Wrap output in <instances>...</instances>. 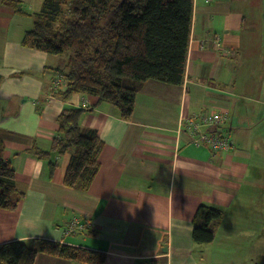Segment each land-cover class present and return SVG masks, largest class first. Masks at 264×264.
I'll return each mask as SVG.
<instances>
[{
  "label": "crops",
  "instance_id": "crops-1",
  "mask_svg": "<svg viewBox=\"0 0 264 264\" xmlns=\"http://www.w3.org/2000/svg\"><path fill=\"white\" fill-rule=\"evenodd\" d=\"M42 3L0 0V135L24 194L15 210L0 209V244L50 240L102 252L104 264H264V135L257 117L239 115L241 100L264 104V81L249 76L264 71V0H193L181 87L145 83L128 122L95 97L52 94L53 69L66 59L21 45ZM84 102L80 127L103 148L80 191L63 185L69 154L43 160L31 150L51 152L58 115ZM205 113L228 118L220 128L228 152L213 155L180 126L182 116ZM202 205L222 220L213 241L197 245ZM72 220L82 230L67 232ZM34 264L79 263L39 254Z\"/></svg>",
  "mask_w": 264,
  "mask_h": 264
},
{
  "label": "trees",
  "instance_id": "trees-1",
  "mask_svg": "<svg viewBox=\"0 0 264 264\" xmlns=\"http://www.w3.org/2000/svg\"><path fill=\"white\" fill-rule=\"evenodd\" d=\"M192 12L193 0H43L21 45L49 56L69 54L63 67L53 69L64 80L53 95L64 100L74 94L95 97L128 122L145 83L181 87ZM83 104L60 112L51 152L37 147L31 152L43 160L51 153L69 154L63 185L87 191L99 170L103 142L94 130L80 127L88 108ZM4 150L0 135V209L9 211L18 207L24 194L16 187ZM55 165L49 163L51 174ZM221 220L219 209L200 206L193 220V242L210 244ZM39 254L79 264L105 261L102 252L44 239L0 244V264H34Z\"/></svg>",
  "mask_w": 264,
  "mask_h": 264
},
{
  "label": "built area",
  "instance_id": "built-area-1",
  "mask_svg": "<svg viewBox=\"0 0 264 264\" xmlns=\"http://www.w3.org/2000/svg\"><path fill=\"white\" fill-rule=\"evenodd\" d=\"M85 104H83L84 106ZM226 117L217 114H192L181 119V125L184 130L192 137L193 143L208 147L211 152L215 155L223 151H227L230 147V143L223 136L219 127L225 122ZM203 128H209L211 133L202 131ZM69 230L80 231L82 227L77 223L76 220L69 222Z\"/></svg>",
  "mask_w": 264,
  "mask_h": 264
},
{
  "label": "rangeland",
  "instance_id": "rangeland-1",
  "mask_svg": "<svg viewBox=\"0 0 264 264\" xmlns=\"http://www.w3.org/2000/svg\"><path fill=\"white\" fill-rule=\"evenodd\" d=\"M68 56H69V54H63L61 56H58L57 58H55L52 61H53V63H59L60 64L66 58H68ZM256 71H260V72L255 73V74L254 73L253 74L252 73L249 74V76L252 78V80L255 81V82H257L258 80L264 81V71L255 70V72ZM55 81H56L55 82L56 84L53 83V91H58V89L61 88L62 85L64 84V80H63V78L61 76L58 75L55 78ZM240 92L241 91H240V86H239V97L243 95V94L240 95ZM242 114H243L242 118L245 119V120H248V121H253L255 119V117H257V122L255 123L254 128L256 130H259L260 134L264 135V104H255V103H251L249 101L241 100V101H239V115H242ZM183 117L184 116H182L181 119ZM221 126L219 127V129L221 128ZM182 129L184 130L183 127H182ZM222 134L227 139V141L230 143L229 149L227 151H223L224 153H226V152H228L231 149L232 142L230 141L229 137L224 132H222ZM241 135H242V133H241ZM256 137H258V134L256 135ZM257 140H258V138H257ZM206 148H208V147H206Z\"/></svg>",
  "mask_w": 264,
  "mask_h": 264
}]
</instances>
